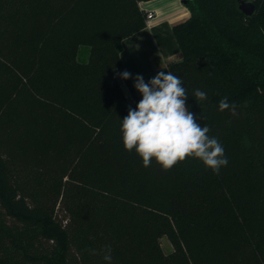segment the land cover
Returning a JSON list of instances; mask_svg holds the SVG:
<instances>
[{"label": "trees", "instance_id": "obj_1", "mask_svg": "<svg viewBox=\"0 0 264 264\" xmlns=\"http://www.w3.org/2000/svg\"><path fill=\"white\" fill-rule=\"evenodd\" d=\"M139 1L0 0V264H108L105 246L111 264H264V0L250 16L183 0L174 26L170 72L225 150L219 174L123 146L140 99L120 42L145 26Z\"/></svg>", "mask_w": 264, "mask_h": 264}, {"label": "clouds", "instance_id": "obj_2", "mask_svg": "<svg viewBox=\"0 0 264 264\" xmlns=\"http://www.w3.org/2000/svg\"><path fill=\"white\" fill-rule=\"evenodd\" d=\"M119 75L124 80L132 76L127 70ZM134 81V88L142 98L135 109L129 107L127 116L121 120L125 150H134L144 167H149L155 160L164 170H170L191 157L219 174L220 168L228 164L225 150L217 138L208 135L209 127H202L188 110V94L182 80L169 71H160L147 82L139 74ZM194 96L199 101L207 98V94L199 89ZM230 107L234 105L228 103L227 97L220 100V111ZM103 258L111 264L110 246H105Z\"/></svg>", "mask_w": 264, "mask_h": 264}, {"label": "crops", "instance_id": "obj_3", "mask_svg": "<svg viewBox=\"0 0 264 264\" xmlns=\"http://www.w3.org/2000/svg\"><path fill=\"white\" fill-rule=\"evenodd\" d=\"M139 7L145 13L152 10L155 16L120 42V57L125 69L132 74L133 86L136 75H142L147 82L160 71L170 72L169 65L182 59L174 26L190 17L183 0H141ZM123 88L131 98L130 89L125 84ZM135 91L141 100V94Z\"/></svg>", "mask_w": 264, "mask_h": 264}, {"label": "rangeland", "instance_id": "obj_4", "mask_svg": "<svg viewBox=\"0 0 264 264\" xmlns=\"http://www.w3.org/2000/svg\"><path fill=\"white\" fill-rule=\"evenodd\" d=\"M89 50H90L89 46L81 45L79 47V51H78V59L80 61H87L88 56H89ZM200 163H202L201 160H199V159L194 160V166L195 167H198L200 165ZM161 244H162V247H163V250L165 253H169L172 250V245H171V243L167 237H163L161 239Z\"/></svg>", "mask_w": 264, "mask_h": 264}, {"label": "water", "instance_id": "obj_5", "mask_svg": "<svg viewBox=\"0 0 264 264\" xmlns=\"http://www.w3.org/2000/svg\"><path fill=\"white\" fill-rule=\"evenodd\" d=\"M239 3L241 11L247 16L252 15L256 10V6L253 2L239 0Z\"/></svg>", "mask_w": 264, "mask_h": 264}, {"label": "built area", "instance_id": "obj_6", "mask_svg": "<svg viewBox=\"0 0 264 264\" xmlns=\"http://www.w3.org/2000/svg\"><path fill=\"white\" fill-rule=\"evenodd\" d=\"M249 2H253V0H248ZM155 16V13L150 10L148 12H146V15H145V23H149L150 20Z\"/></svg>", "mask_w": 264, "mask_h": 264}]
</instances>
